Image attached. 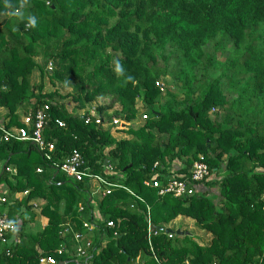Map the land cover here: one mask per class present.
<instances>
[{
	"label": "trees",
	"instance_id": "trees-1",
	"mask_svg": "<svg viewBox=\"0 0 264 264\" xmlns=\"http://www.w3.org/2000/svg\"><path fill=\"white\" fill-rule=\"evenodd\" d=\"M47 79L72 92L45 93ZM62 98L76 113L97 104L105 122H132L139 107L148 115L118 141L90 107L74 115ZM115 104L121 110L107 117ZM0 108L7 111L2 127L28 131L22 117L43 110L57 162L78 151L85 170L122 186L97 196L90 180L57 173L31 141L0 142V187L7 188L0 216L16 225L0 241V264H40L41 257L75 264L57 255L73 237L63 214L79 232H87L83 221L101 218L90 264H264V0H0ZM198 161L210 176L190 197L161 196L148 185L189 179ZM36 199L49 223L27 233ZM179 217L210 233V245L182 231L149 233Z\"/></svg>",
	"mask_w": 264,
	"mask_h": 264
},
{
	"label": "built area",
	"instance_id": "built-area-1",
	"mask_svg": "<svg viewBox=\"0 0 264 264\" xmlns=\"http://www.w3.org/2000/svg\"><path fill=\"white\" fill-rule=\"evenodd\" d=\"M162 90H163V84ZM92 117H96L97 123L102 125L105 121L98 117L96 110L90 111ZM144 119L147 117L144 116ZM87 123L90 122V118H87ZM23 123L30 129V131L23 128H15L7 130L0 126V142H10L12 140L17 141H31L35 144L39 151L43 153L46 161H48L53 169L60 174L65 175L67 178L83 182L86 179L90 180L95 185L94 194L109 195L115 188H122L118 184L109 182V179L100 175H95L85 170V161L78 151H74L66 160L62 163L57 162L54 159L56 151L55 145L46 141L44 136V129L47 124L46 115L43 110H39L34 115H28L23 119ZM60 126H64L63 122H58ZM112 127L124 129L128 126L127 122L113 118L110 123H107ZM38 173H42V169L37 170ZM106 174L109 176L114 175V171L111 168H107ZM210 176V169L207 164L203 162H195L191 169V177L186 180H178L174 176L166 179L165 184L160 180H154L148 185L159 189V195H173L175 198H186L195 194V184H199L207 180ZM5 201V200H1ZM82 210V209H81ZM100 220L90 223L89 221H83L84 230L87 232H72V241L69 244H64L57 251L58 256H68V258L75 264H90L91 250L93 249V237L94 232L99 229ZM107 228L114 229L116 225L114 222L109 221ZM16 232V225L13 222H9L6 217L0 216V241L6 242L7 236ZM67 232V231H66ZM151 225L149 226V233H152ZM169 238H173L170 234ZM158 262V260L156 259ZM40 264H58L54 257H41Z\"/></svg>",
	"mask_w": 264,
	"mask_h": 264
},
{
	"label": "crops",
	"instance_id": "crops-1",
	"mask_svg": "<svg viewBox=\"0 0 264 264\" xmlns=\"http://www.w3.org/2000/svg\"><path fill=\"white\" fill-rule=\"evenodd\" d=\"M6 112L7 111L5 109L0 108V124H1V126L5 122V116L7 114ZM24 118L22 117V119H24ZM6 121L8 122V120H6ZM143 122L144 121L142 119H140V117L137 118L136 120L132 121V122H127L128 126L124 130V129L115 128V127H113L111 129L112 126L107 124V123H110V121H107L104 124V129L110 130L113 138L119 141V140H124V139H130L131 136H129V134H128L129 129L137 128L139 125L143 124ZM10 167L12 169H15V166H13V165L10 166ZM181 167H182L181 162L177 161L171 166L170 171L172 172V174H174V175L177 174L178 175L179 174V170L181 169ZM3 169H4V166L0 165V173L3 172ZM171 176H173V175H171ZM94 188H95V185H94ZM6 189H7L6 186L2 185L0 187V194H4L5 195L6 194ZM197 190L200 191L201 193H208L210 195H213V194L216 195L217 193H215V192H218L216 189L207 188V187L202 186V185L198 186ZM96 195H94V196H96ZM100 195H102V194H100ZM97 196H99V195H97ZM3 198H4V196H0V201ZM90 201H92L94 214L96 215V217H100V215H98V213H99L98 212V202L96 201V199H93L92 197L90 198ZM44 204H45V202L43 200H41V199H36V200H33V201L30 202V205L33 206V210L30 212V214L28 216L32 217L34 220L33 221L31 220L27 224V226L25 227V230H26L27 233H38V232H41L48 225V223H49L48 218H46L45 216H43L41 214V210H42ZM31 214H32V216H31ZM63 216L65 218V222L62 224L63 225L62 227L64 229H66V230H70L71 232H76L77 230L75 228V223L72 221L71 217L65 216L64 214H63ZM29 217H27V219H30ZM100 219L101 218H99V220ZM176 224H181L183 226L188 225V224H192V219L186 218V217H179L177 220H175L170 225V228H172L173 230H176V229H179V230L181 229L182 230L183 226H179L178 228H176L175 227ZM183 233H185V232H183Z\"/></svg>",
	"mask_w": 264,
	"mask_h": 264
},
{
	"label": "rangeland",
	"instance_id": "rangeland-1",
	"mask_svg": "<svg viewBox=\"0 0 264 264\" xmlns=\"http://www.w3.org/2000/svg\"><path fill=\"white\" fill-rule=\"evenodd\" d=\"M226 57H228V53L226 54ZM36 61L40 65H42V63H43V59H41V58H37ZM47 69L51 71L53 69V64L50 63L48 65ZM167 81H171V79L167 78L166 80L162 81V84H163L164 88L167 87L166 86V82ZM32 83H33L35 89L40 84V72L37 69L34 71V74H33V77H32ZM44 85H45L44 86L45 87V90H44L45 93L46 92L50 93V92L58 91L59 95H61L62 97H66L68 94H70L72 92L71 88H63L60 85H58L57 87H54L53 85H51L49 83L48 79L46 80ZM59 102L65 104V106H66V108H67L69 113H71V114L75 113V114H78V115L86 114L87 112H89L87 110L89 107H90V110H93V109L96 110V106H97V104H93L92 106L87 107L86 110L79 111V112L76 113L75 109H74L75 104H74V102L72 101L71 98H64V99L62 98V99H59ZM111 102H112L111 99L108 100V101H104L103 100V103H105L106 106H109V104H111ZM139 109L140 110H139V114L138 115H139L140 119H142L145 122L146 119H144V116L147 117L148 113L142 107H139ZM120 110H121V108H120L119 104H115L114 108L111 109V110H108L106 115H107V117L108 116H115V114L116 113L118 114ZM211 115H213V111H211ZM144 122H143V124H144ZM112 128L113 127H111V129ZM216 190L219 191L218 189H216ZM215 193H217V195H219V192H215ZM179 226H183V225L176 224L175 227L178 228ZM177 230H179V229H176V231ZM179 231H182V232H185V233L191 235L192 238L201 246L208 247L210 245L211 241H212V235L210 233H205L202 230H198V228L195 226V221L194 220H192V224H188V225L183 226L182 230L180 229Z\"/></svg>",
	"mask_w": 264,
	"mask_h": 264
},
{
	"label": "water",
	"instance_id": "water-1",
	"mask_svg": "<svg viewBox=\"0 0 264 264\" xmlns=\"http://www.w3.org/2000/svg\"><path fill=\"white\" fill-rule=\"evenodd\" d=\"M151 229L152 230H157V231H164L166 234H173V233H176V234H183L181 231H179V230H173V229H171V228H167V229H165V228H162V227H156L155 225H151ZM60 264H64V262H60Z\"/></svg>",
	"mask_w": 264,
	"mask_h": 264
},
{
	"label": "clouds",
	"instance_id": "clouds-1",
	"mask_svg": "<svg viewBox=\"0 0 264 264\" xmlns=\"http://www.w3.org/2000/svg\"><path fill=\"white\" fill-rule=\"evenodd\" d=\"M35 23H36L35 17H29V24L32 25V26H34Z\"/></svg>",
	"mask_w": 264,
	"mask_h": 264
}]
</instances>
